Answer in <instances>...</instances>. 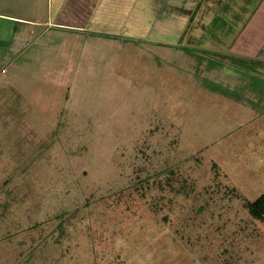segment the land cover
Segmentation results:
<instances>
[{"label": "rangeland", "instance_id": "obj_1", "mask_svg": "<svg viewBox=\"0 0 264 264\" xmlns=\"http://www.w3.org/2000/svg\"><path fill=\"white\" fill-rule=\"evenodd\" d=\"M197 4L0 0V264H264V0Z\"/></svg>", "mask_w": 264, "mask_h": 264}, {"label": "trees", "instance_id": "obj_2", "mask_svg": "<svg viewBox=\"0 0 264 264\" xmlns=\"http://www.w3.org/2000/svg\"><path fill=\"white\" fill-rule=\"evenodd\" d=\"M202 1L203 0H198L197 9L201 5ZM260 11H262L261 12L262 15H260V18H262L264 17V4L259 8V11L256 14L258 15ZM253 24L254 26H252L251 29H248L241 35L240 43L242 44V46H246L244 48L246 52L251 47L254 48L256 46H258V48L261 46L260 52H262L264 51V36L261 35H264V19L263 22H261V20L257 18L254 20ZM255 41H257L258 43L254 44ZM244 206L246 207V209L248 210L249 214L252 217L264 221V194L254 202L247 201V203H245Z\"/></svg>", "mask_w": 264, "mask_h": 264}]
</instances>
